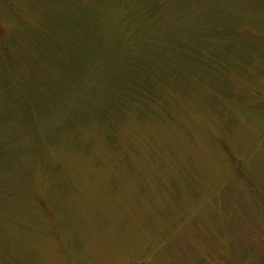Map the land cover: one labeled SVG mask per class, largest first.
<instances>
[{
	"label": "rangeland",
	"instance_id": "obj_1",
	"mask_svg": "<svg viewBox=\"0 0 264 264\" xmlns=\"http://www.w3.org/2000/svg\"><path fill=\"white\" fill-rule=\"evenodd\" d=\"M0 264H264V0H0Z\"/></svg>",
	"mask_w": 264,
	"mask_h": 264
}]
</instances>
